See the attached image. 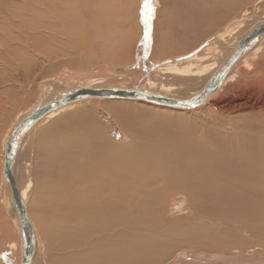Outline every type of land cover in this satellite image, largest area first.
<instances>
[{"label": "bare ground", "instance_id": "obj_1", "mask_svg": "<svg viewBox=\"0 0 264 264\" xmlns=\"http://www.w3.org/2000/svg\"><path fill=\"white\" fill-rule=\"evenodd\" d=\"M11 1L13 2V0H5V6L0 9V38H2L0 49H4L0 52L5 54L6 43L11 45L17 38V35H11L14 32H11L12 28L17 29L19 26L22 29L20 24H17L22 21H30L25 26L34 30L46 29L56 32L63 29L69 31L75 27L83 30L93 23L92 15L95 13L102 16L117 14L115 9L117 3L114 0V2H111L112 0L110 2L109 0H35V2L14 0L15 5ZM161 1L165 10H173L172 13L183 10L185 13L182 15V20L188 22L192 17L196 23L197 19L203 23L205 30H209L211 25H217L224 13L220 9L214 10L212 5L215 4V0ZM261 1L256 0L255 4ZM118 5H121L118 6L119 15L124 16L123 13L129 9L128 3L119 1ZM30 13L35 17L38 15V18H31ZM78 16H83L86 20L81 22ZM209 19L214 24L207 25L205 22ZM263 20L252 25V29ZM235 22L231 30L242 23L240 20ZM4 29H9V33L2 34ZM252 29L234 43L226 41L224 35L215 36L207 40L204 47L189 55H183L180 60L166 59L165 63L147 65V69L151 70L153 75L156 73L163 76L166 74L179 76L177 80L181 85L186 81L184 76L191 74L194 76L198 71L206 72L214 69L212 77L232 54L241 39ZM148 30L146 51L150 42ZM59 37H62V34ZM129 43L128 47L122 44V50L129 49L131 47ZM262 55H264V37L238 57L224 81L208 100L222 91L225 88L223 85L234 78L235 68L239 64L252 56ZM124 57L126 58L124 55H119V58ZM196 62L198 69L192 67ZM260 67L264 70V62ZM209 77L203 78L202 87L189 98L196 96L206 86L211 79ZM49 84L45 87L49 88ZM82 86L61 90L56 98L69 89L90 88L88 85V87ZM136 86L105 88L135 90ZM233 87L236 88L235 85L225 88V93L230 92ZM177 88H156L146 91L185 99L169 93ZM50 90L53 98L59 92L54 87ZM101 100L114 102V100L126 99ZM50 101L39 100L19 120L17 119L7 131L1 146L0 186L2 191H5V207L10 216L8 217L6 212H0V219L2 218L0 223L2 225L7 221L11 222L19 240L7 239L5 235L10 232L3 229L7 224L2 225L3 228L0 229H3L4 234H0V249L4 250L3 256H6L12 264H21L22 242L10 188L8 182L2 178L5 146L11 132L25 115L37 105H45ZM132 102L151 104L156 110H185L139 100ZM76 103L78 102L54 110L40 121L54 119L64 108ZM128 106L122 103L107 105L110 112L121 122L125 130L123 132L132 139V143L126 146L117 147L110 144L106 132L96 124L89 122L88 126L83 125L88 123L86 117H83L80 125L73 122L77 116L76 112L61 117L59 113L60 118L54 121L50 119V123L47 122L49 124L38 130L31 139L36 150L34 171L29 172L30 164L26 163L25 171L20 174L14 170L16 151L25 135L40 121L20 137L12 153V174L33 230L34 249L29 263L166 264L179 250L203 254L201 258V255L191 257L197 258L200 262L215 261L219 258L217 262L230 263L232 258L220 255L229 256L233 251L254 245L264 248V136L262 137L258 132V126H253L255 121H245L252 116L251 119L255 120V115L257 117L259 113L264 114V109L255 112V108L247 107L243 103L229 102L220 108L215 106V110L204 116L211 117V122L200 123L190 119L184 122L151 121L143 116L147 113L140 116L144 110L139 111L135 106ZM84 127L92 130L85 132ZM80 128V132H84L83 135L77 134ZM55 140H60L57 142L58 145L55 144ZM64 149L69 150V153ZM57 153L64 154V158L57 157ZM179 202L185 203V213L173 215L172 207ZM243 236L248 237L243 238ZM214 254H217L216 257L211 256ZM180 260L186 261L182 257ZM233 261L242 264H264V259L260 260V258L252 260L237 258ZM167 264H177V261Z\"/></svg>", "mask_w": 264, "mask_h": 264}, {"label": "rangeland", "instance_id": "obj_2", "mask_svg": "<svg viewBox=\"0 0 264 264\" xmlns=\"http://www.w3.org/2000/svg\"><path fill=\"white\" fill-rule=\"evenodd\" d=\"M4 1L5 0H0V9L5 6ZM114 1L117 3V5L115 4V9L117 10L116 16H102L95 13L92 15L94 18L93 23L83 28V30L77 27L72 28V30L69 31H65V29H63L62 31L57 30L56 32L53 30L48 31L46 29L34 30V28L25 26L28 25L26 23H29L30 21H22L24 24L22 22L17 23L22 27L21 29L17 26V29L19 27L21 30L20 31L18 29L20 32L17 34H15V32H18L17 29L12 28L11 32H14L11 35H17V38H15L16 40H14L11 45L6 43V54L0 52V172L2 164L1 146L8 133L7 131H9V128L17 122V119L19 120L26 112L36 105L39 100H44L45 102H47V100L50 101L53 98L50 93L52 92L50 90L51 87H54L57 91H59L54 98L59 95L61 90L74 86L81 87V85H83L82 87L89 86L90 88L121 86L127 88L128 85H130L129 88H132L131 86L137 85V89L143 90L156 88L171 89V87H178L175 90L169 91V93L177 98L187 99L193 93L197 92L200 87H202L204 83L202 81L203 78H208L209 76L211 77L214 69L207 70V73L198 71L199 74H193L194 76H192V74L191 76H184L183 78L186 79V81L181 85L177 80V78H180L179 76L169 74L163 76L154 73V75H156L155 77L151 73V70L147 69V65H153L158 62L165 63L167 60L173 58H179L178 60H180V57L182 58L183 55H189L191 52L199 49L203 45H206L208 42L207 40L215 36L224 35V37H226V41L234 43L239 37L252 29L255 23L257 24L259 21L264 19V0L257 4H255L256 0H215V4L217 5H212L214 10L217 11L220 9V11L224 13L217 25H211L209 29L210 31L203 29V23L197 21V19L195 23L192 17H190L188 22H185L184 19L182 20V15L185 13L183 10L176 13H172L173 10L170 9L168 11L165 10L161 0ZM114 1L112 0L111 2ZM119 1H126V3H128L129 9L123 13L124 16L122 14L119 15L120 10L118 6H121L118 5ZM33 2H35V0ZM108 2H110V0ZM208 2H210V0H208ZM12 4L15 5L14 0ZM145 13H147V15H145ZM36 17L38 18V15ZM36 17L31 14V18ZM78 18L80 21L86 20L83 19V16H78ZM145 20H148V23L151 22V24H145ZM239 20L242 23L236 29L231 30V26L236 23L235 21ZM205 23L207 25L211 23L214 24V22H211L210 19ZM28 29L29 31H27ZM5 30L6 29L2 31V34L9 33V29ZM147 30L150 31L148 51H146V47L148 46L146 45ZM34 31L37 33H34ZM60 33L62 34V37H59L61 36ZM63 37L65 38L63 39ZM1 39L2 38H0V40ZM53 39H55V41ZM124 41L126 43H124ZM128 41H131V43ZM1 43L0 46H2ZM128 43L131 46L127 49L128 51L122 50V44H125L128 47ZM3 50L4 49H0V51ZM173 52L177 53L174 54ZM204 54L205 52L203 55ZM119 55H124L126 58H119ZM255 57L252 56L244 61V63L239 64V67L237 66L235 68L234 78L223 85L225 88L230 85H235L236 88L233 87L231 91L227 93H225L224 88L208 100L209 102L207 101L202 106L193 110H156L155 108H152L154 105L143 104L142 102H132L128 100H114L113 102V100L94 99L91 101L87 100L78 102L69 106L71 108H64V110L59 112L60 117L64 114H69L70 112H76L77 116H74L75 119L73 122L75 121L80 125L83 117H86L85 119L88 123H82L83 125L87 124L86 126H88L90 122L91 124L93 123L100 126L102 130L106 132V137L110 144L122 147L131 144L132 139H129L126 132H123L125 130L121 122L115 118V116L107 108V105L109 104L122 103V105L127 107H129L128 105H130V107L135 106L139 109V111L140 109L144 110V113L142 111L140 116L147 113L143 116L151 121L159 120L184 122L190 119L197 120L200 123H207L211 122V117H204L208 112L213 111V109L215 110V106L220 108L227 105L229 102L243 103L247 107H251L252 109L255 108V112H257L264 109V70L260 67V65L264 62V55L261 57ZM192 67L198 69V62L192 65ZM48 83H50L48 85L49 88H46L45 86ZM57 83L60 85H57ZM84 84H87L88 86ZM57 86H60L61 89ZM65 109L68 110L66 111ZM59 113L54 117V119L50 118L51 120L47 119L40 121L34 126L33 130H30V132L25 135L22 139V144L19 145V148L16 151L17 153L14 161L15 171L23 174L26 168V163L30 164V169H28V171H34L36 150L34 148V144L31 142V139L38 130L48 125L52 119L54 121L60 118ZM251 118L245 119V121H255L253 126H258V132L263 137L264 114L259 113V116L257 115V117L255 115V120ZM90 130L92 129L84 127L85 132ZM80 131L81 128L78 130L77 134L79 135V133H81V135H83L84 132ZM57 142H60V140H55L56 145H58ZM64 150L69 153V150ZM56 156L64 158L65 155L57 153ZM17 167H19V169ZM4 193L5 191H2V187L0 186L1 213L8 212L5 207L6 194ZM174 201L178 202L176 200ZM185 207L184 202L177 203L176 206L172 207L174 210L172 214L178 216L181 215V213L183 214V212L185 213ZM9 216L10 214H8V217ZM2 225H6V227L3 228ZM2 225L0 223V228L2 227L4 230L7 229L6 231L9 230L10 232L5 235L7 239H14V241L19 240L18 233L15 234L16 230H14L15 228H13L11 222L7 221ZM3 229H0V234H4ZM247 237L248 236H243V238ZM253 244H255V242ZM255 247L256 245L233 251L231 253L233 255L229 254V256L220 255L221 257L232 258L230 263H223L222 261L217 262L216 260H219V258L215 259V261L204 260L203 262H200L197 258L191 257L192 255H194V257L201 255V258L203 254H193L192 252L187 253L186 251L181 250V252L179 250L176 254H173L172 259L170 258L166 264L171 261H177V264H242L240 262L236 263L233 260L237 258H244L246 260L258 258H260V260L264 259V248L260 246ZM4 254V250L2 251L0 249V264H12L6 256H3ZM216 255L217 254L211 256L216 257ZM18 257L19 256L17 255L16 258L18 259ZM181 257L186 259V261H181Z\"/></svg>", "mask_w": 264, "mask_h": 264}, {"label": "water", "instance_id": "obj_3", "mask_svg": "<svg viewBox=\"0 0 264 264\" xmlns=\"http://www.w3.org/2000/svg\"><path fill=\"white\" fill-rule=\"evenodd\" d=\"M264 37V20L254 29L247 33L236 46L232 54L226 59L221 68L211 77L206 86L189 99H176L155 94L146 90H124L120 88H89V89H69L56 99L45 105H37L15 126L11 132L5 146L4 166L2 178L8 182L12 201L17 215L18 226L20 228L22 242L21 264H30V259L34 249V236L30 220L26 211V206L22 200L16 182L12 174V153L16 148L20 137L40 121L48 113L67 106L71 103L85 101L89 99L122 98L126 100H139L173 107L177 109H193L202 106L206 100L218 89L226 78L229 69L236 62L238 57L249 50L259 39ZM203 45L202 47H204Z\"/></svg>", "mask_w": 264, "mask_h": 264}, {"label": "snow or ice", "instance_id": "obj_4", "mask_svg": "<svg viewBox=\"0 0 264 264\" xmlns=\"http://www.w3.org/2000/svg\"><path fill=\"white\" fill-rule=\"evenodd\" d=\"M145 15H147V13H145ZM148 23V20H145V24H147Z\"/></svg>", "mask_w": 264, "mask_h": 264}]
</instances>
